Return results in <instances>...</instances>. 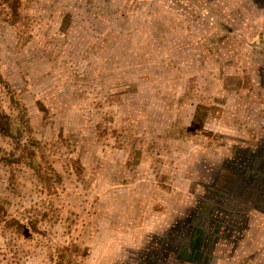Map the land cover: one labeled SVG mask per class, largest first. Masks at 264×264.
I'll return each instance as SVG.
<instances>
[{"label":"rangeland","instance_id":"374dc122","mask_svg":"<svg viewBox=\"0 0 264 264\" xmlns=\"http://www.w3.org/2000/svg\"><path fill=\"white\" fill-rule=\"evenodd\" d=\"M263 131L264 0H0V264H264Z\"/></svg>","mask_w":264,"mask_h":264},{"label":"crops","instance_id":"0c3cea01","mask_svg":"<svg viewBox=\"0 0 264 264\" xmlns=\"http://www.w3.org/2000/svg\"><path fill=\"white\" fill-rule=\"evenodd\" d=\"M256 130V129H255ZM258 133H259V135H258ZM248 135H251V132L250 131H248V133H247ZM255 134H257V136L259 137V139H258V142H259V144H258V146H257V150L256 151H261V150H264L263 148H264V131L262 132V133H260V132H257V133H255ZM244 136H247L246 134H244ZM255 136V135H254ZM241 142V141H240ZM247 148H248V144L247 143H244V141L243 142H241V144H240V147H239V150L240 151H243L244 149H246L247 150ZM264 195V194H263ZM228 199H232L231 197L229 198V197H227ZM257 198L258 199H264V197H261V195L260 196H257ZM200 199H205V195H203L202 193L200 194ZM256 202H258V200L256 201ZM259 203V202H258ZM257 203V204H258ZM231 204V206L232 205H234V204H232V203H230ZM258 207H261V208H263L264 206H263V204H260ZM200 208V209H199ZM202 208H203V206L202 205H200V207H198L197 209L199 210V211H196L195 212V215H200V213H201V210H202ZM250 212H254V211H256V210H249ZM230 212V211H229ZM228 212V213H229ZM231 213V212H230ZM264 213V212H263ZM212 214H214V212L212 213ZM249 214V212L247 211L246 212V210H243L241 213H240V215L242 216V217H245V216H249L248 215ZM217 213H216V215H215V219H217ZM216 221H219V220H216ZM243 221V220H242ZM193 249H190V251H192ZM195 252H199V251H197V249L196 250H194ZM219 258V257H218ZM214 259H215V257H214ZM214 261H217L216 259L214 260ZM220 261V260H219ZM189 264H213V262H211V260H209V261H204V259H202V258H200V260L199 261H191V262H189ZM221 264V263H220Z\"/></svg>","mask_w":264,"mask_h":264},{"label":"flooded vegetation","instance_id":"af4514ba","mask_svg":"<svg viewBox=\"0 0 264 264\" xmlns=\"http://www.w3.org/2000/svg\"><path fill=\"white\" fill-rule=\"evenodd\" d=\"M255 161H257V167L258 168H261V165H262V163H264V160H262L261 158H258V159H256V158H253L252 160H250V162L251 163H249V165L250 164H252L253 162H255ZM264 165V164H263ZM263 171H264V166H263ZM258 173V172H257ZM248 178V177H247ZM247 178H245V179H247ZM261 179H264V174H258V177H256V182H261ZM257 184V183H256ZM262 188V189H261ZM261 188L260 187H257L254 191H256V192H258V190L259 189H261L262 190V194H264V186H261Z\"/></svg>","mask_w":264,"mask_h":264}]
</instances>
